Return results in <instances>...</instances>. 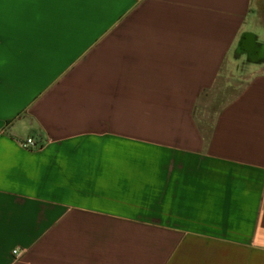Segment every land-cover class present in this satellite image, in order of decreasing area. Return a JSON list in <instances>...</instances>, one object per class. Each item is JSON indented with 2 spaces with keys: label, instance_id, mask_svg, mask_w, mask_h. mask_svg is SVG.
Masks as SVG:
<instances>
[{
  "label": "crops",
  "instance_id": "obj_1",
  "mask_svg": "<svg viewBox=\"0 0 264 264\" xmlns=\"http://www.w3.org/2000/svg\"><path fill=\"white\" fill-rule=\"evenodd\" d=\"M252 14L253 0H0V264H264Z\"/></svg>",
  "mask_w": 264,
  "mask_h": 264
},
{
  "label": "rangeland",
  "instance_id": "obj_2",
  "mask_svg": "<svg viewBox=\"0 0 264 264\" xmlns=\"http://www.w3.org/2000/svg\"><path fill=\"white\" fill-rule=\"evenodd\" d=\"M252 18L254 19L255 23L253 25H250L247 30L251 31L257 39V47L261 50V52H264V0H253V14ZM236 48V42L232 46V49L230 50V53L233 54ZM231 65L232 71L228 75V83H232L234 87L235 82V76H236V69H240L244 66V63L242 61L234 62L233 58L230 56L229 62ZM230 88V87H229ZM231 91H228V95L226 99H229L233 93H235V89H230ZM231 92V93H230Z\"/></svg>",
  "mask_w": 264,
  "mask_h": 264
},
{
  "label": "flooded vegetation",
  "instance_id": "obj_3",
  "mask_svg": "<svg viewBox=\"0 0 264 264\" xmlns=\"http://www.w3.org/2000/svg\"><path fill=\"white\" fill-rule=\"evenodd\" d=\"M241 49L243 51H248L250 53L251 56H258L260 55L262 52L261 50L257 47V44H255L252 40V38L246 37L241 44Z\"/></svg>",
  "mask_w": 264,
  "mask_h": 264
},
{
  "label": "built area",
  "instance_id": "obj_4",
  "mask_svg": "<svg viewBox=\"0 0 264 264\" xmlns=\"http://www.w3.org/2000/svg\"><path fill=\"white\" fill-rule=\"evenodd\" d=\"M20 146L25 150H35L41 148V146H38L33 138H28L25 141H20ZM14 255L18 256L19 253L17 251H14Z\"/></svg>",
  "mask_w": 264,
  "mask_h": 264
}]
</instances>
